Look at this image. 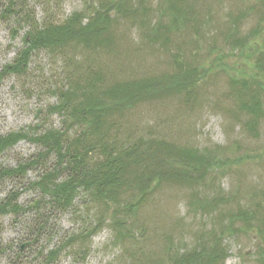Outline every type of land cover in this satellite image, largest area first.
Listing matches in <instances>:
<instances>
[{
    "label": "rangeland",
    "instance_id": "rangeland-1",
    "mask_svg": "<svg viewBox=\"0 0 264 264\" xmlns=\"http://www.w3.org/2000/svg\"><path fill=\"white\" fill-rule=\"evenodd\" d=\"M161 1L144 0L147 17L152 22ZM183 1L182 26L159 41L150 40L140 28L139 18L114 20L111 45L92 51L80 46L33 51L22 73H10L5 69L23 49L28 26L18 23L15 14L2 16L4 7L10 4L13 11L23 7L40 23L44 18L61 22L74 12H90L99 0H0V135L19 131L33 135L50 126L60 127L61 118L47 109L58 99L55 88L68 85L70 78L85 81L99 73L110 83L133 81L138 89L151 80L160 82L172 75L176 71L173 63L176 57L197 67L189 97L174 92L137 100L120 115H113L116 128L112 133L131 140L154 135L200 152L216 151L217 159L244 157L224 165L217 175L208 172L198 182H163L145 203L132 211L117 210L121 214H116V209H122L121 203L127 198L118 200V205H105L91 202L83 194L76 197L72 209L55 213L48 196H42L33 186L41 174L39 166L26 170L21 177H1L0 202L7 193L16 192L18 202L29 206L31 211L20 221L10 214L0 215V264H8L9 259H15V264H21L22 260L25 264H45L43 257L49 249L95 227L86 242L78 240L64 248L51 264H134L145 262L148 257L157 264H167L163 257L167 249L192 251L197 243H202L205 231L218 227L215 224L219 214L228 208L249 206L252 200L249 190L255 191V200L264 197V115L249 132L246 121L256 117L248 115L240 104L242 99L249 103L259 100L264 113V0ZM255 30L258 33L247 38V45L238 51L237 40L245 42V37ZM259 55L263 57L256 63ZM245 78L249 80L244 87L242 82L235 86L230 83L231 79ZM40 150L28 139L18 141L0 153V171L28 162ZM53 162V157L42 160L46 166ZM215 192L225 197L235 192L238 195L229 205L217 203L213 211L198 206L200 201L207 205ZM37 201H41V206L45 203L41 210L44 217L49 215L47 233L38 235L35 243L22 242L25 233L36 231ZM112 217L115 222L119 219L125 221V226H131L135 239L118 237L121 229L114 226ZM257 222L249 230H243L240 221L234 222L232 232L222 235L226 257L213 264H261L258 254L264 251V234L256 233ZM6 245L12 248L2 254Z\"/></svg>",
    "mask_w": 264,
    "mask_h": 264
},
{
    "label": "trees",
    "instance_id": "trees-1",
    "mask_svg": "<svg viewBox=\"0 0 264 264\" xmlns=\"http://www.w3.org/2000/svg\"><path fill=\"white\" fill-rule=\"evenodd\" d=\"M181 1L183 0L159 2L156 7L158 14L154 22L147 17L148 9L144 0H99L90 12H74L61 22L44 18L43 23L38 22L31 11L24 10L23 7L22 10L13 11L8 4L4 7L2 16L6 13L17 15V22L26 24L28 31L23 39V49L18 53L14 63L7 65L5 70L10 73H22L31 53L41 49L55 51L79 46L87 51L103 49L111 45L114 40L112 25L114 20L118 22L126 18L132 20L139 18V26L146 31L150 40L159 41L182 26L181 15L185 13V4L184 1L181 4ZM164 3L167 6H164ZM256 33L257 30L252 31L245 37L246 39L244 38L245 42L238 39L235 48H238V51L242 50L247 45V38ZM261 57L263 56L259 55L256 58V63L262 59ZM173 59L176 71L172 75L166 76L165 80L160 82L151 80L145 87L138 89L133 81L110 83L99 73H95L85 81L70 78L68 85L62 84L56 87L54 93L58 99L48 106L47 110L51 115L57 114L61 118V126L58 128L50 126L40 134L32 135L19 131L5 136L0 135V153L11 148L18 141L26 139L42 149L28 162L22 161L16 167L0 171V178H11L15 175L21 177L26 170L39 166L42 167L41 174L38 181L33 182V186L42 196H48L50 206L55 213L72 209L76 197L83 194L87 200L105 205H118V200L127 198V201L121 203L122 209H116L115 213L121 214L117 210L126 208L132 211L135 206L139 207L145 203L148 196L153 194L163 182L191 184L206 177L208 172L217 175L224 165L233 164L238 159L242 160L244 157L241 156L233 159L229 157L217 159L216 151H213V154L200 152L194 147H181L154 135L140 136L141 138L131 140L128 136L122 137L118 136L117 132L112 133V129L116 128L113 115H120L125 108H130L137 100L171 95L174 92H183L189 97L194 87L197 67H191L176 57ZM248 80V78L239 81L231 79L230 83L235 86L242 82L244 87ZM240 104L248 115L253 114L256 117L252 116L246 121V128L252 132L256 128L257 120L264 115L260 109L262 105L259 100L249 103L244 99ZM219 152L218 150V154H221ZM45 157H53V164L49 166L42 164ZM249 193V199H252L250 205L245 208L238 207L236 210L228 208L225 213L219 214L217 217L219 220L215 224V227H218L210 232L205 231V235L201 236L202 243H197L192 251L174 247L167 249L163 254L166 263L213 264L220 259L223 260L226 257V249L223 248L222 235L231 233L236 221L241 222L240 227L243 230L253 228L256 225L252 224L259 221L256 233H262L263 236L264 197L255 200V191L249 190ZM237 195L238 193L235 192L225 197L221 192H215L207 205L204 201L197 204L205 211H213L217 208V203L229 205ZM40 202L37 201L34 211L37 217L34 226L36 231L25 233L22 242L35 243L38 235L47 233L46 224L49 215L44 217L41 210L45 203L41 206ZM28 211H31V208L18 202L16 192L7 193L5 199L0 202V215L10 214L18 221ZM252 218H255L254 221ZM111 220L114 226L121 229L118 237L135 239L131 226H125L123 223L125 221L118 219L115 222L113 217ZM125 227L128 229L126 230ZM95 228L86 231L85 234L80 233L66 238L59 243L61 246L49 249L43 257L45 264L53 263L61 250L73 246L78 240H83L82 244L86 242L85 239L93 235ZM11 248V245H6L2 254ZM134 252L137 253V249ZM133 257L136 258L135 255ZM83 258L84 256L81 257ZM150 259L152 258L148 257L145 262L138 261L134 264H157V261ZM258 259L264 264V251L259 252ZM14 261L9 259L8 264H15ZM20 263L25 264V261L22 260Z\"/></svg>",
    "mask_w": 264,
    "mask_h": 264
},
{
    "label": "water",
    "instance_id": "water-1",
    "mask_svg": "<svg viewBox=\"0 0 264 264\" xmlns=\"http://www.w3.org/2000/svg\"><path fill=\"white\" fill-rule=\"evenodd\" d=\"M27 244H28V243H27ZM23 247H24V245L21 246V248H23Z\"/></svg>",
    "mask_w": 264,
    "mask_h": 264
}]
</instances>
